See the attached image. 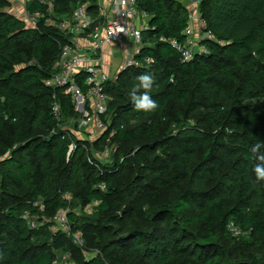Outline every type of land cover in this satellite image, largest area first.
Returning a JSON list of instances; mask_svg holds the SVG:
<instances>
[{"label": "trees", "instance_id": "trees-1", "mask_svg": "<svg viewBox=\"0 0 264 264\" xmlns=\"http://www.w3.org/2000/svg\"><path fill=\"white\" fill-rule=\"evenodd\" d=\"M24 1L45 14L38 27L0 0V264H55L57 251L76 264H264V182L249 151L264 142V0H139L137 57L154 61L107 83L109 129L93 143L66 129L81 117L73 97L44 81L69 40L46 19L85 3L97 18L96 0ZM193 1L202 34L188 44ZM145 73L156 81L150 113L128 95ZM108 137L111 161L99 162ZM66 209L83 247L52 229Z\"/></svg>", "mask_w": 264, "mask_h": 264}, {"label": "built area", "instance_id": "built-area-1", "mask_svg": "<svg viewBox=\"0 0 264 264\" xmlns=\"http://www.w3.org/2000/svg\"><path fill=\"white\" fill-rule=\"evenodd\" d=\"M138 1L114 0L109 7L106 0H96L99 15L97 18L89 12V4L85 3L78 7L71 16L63 15L58 22H55L52 17L46 19L48 25L57 24L69 40L62 45L60 57L54 64L57 72L45 79L44 83L48 87L61 88L65 94L73 97L75 109L81 114V117L73 122L82 124L88 131L94 127V130H97L96 140L109 129L107 123L100 117L107 112L109 103L113 100L112 95L106 90L107 83L116 81L120 73L129 67L143 66L154 61L152 57L146 56L143 62H140L137 57L142 49L141 31L147 25L148 19V14L138 8ZM192 3L195 7L197 2ZM22 16L28 27H38L39 20L45 17V14L40 11L28 12L24 3ZM140 18L145 20L143 25ZM186 33L190 35L187 40L188 44H193V40L196 42L192 38V36L196 37L193 25L187 28ZM207 35L211 37L210 34ZM113 44H127L128 49L125 50L124 58L122 62H119L116 70L111 71L103 64L102 51L105 46ZM131 44L133 48L129 47ZM184 55L185 59H189L191 51L185 50ZM82 83L86 86L85 90L81 86ZM53 113L56 118L61 116L60 104L57 101L53 104ZM66 129L76 132L71 127ZM113 133L116 131L113 130ZM62 137H69V134L64 133ZM110 142L111 137H108L104 149L94 154L96 158L99 156V158L110 159L113 150ZM76 148L77 144L72 142L69 153ZM101 188H105V185ZM67 215L66 212L61 219L59 217L60 222L58 223L60 227L62 222L64 227L61 228L70 232ZM35 223H30V226L35 227L37 225ZM59 227L57 222L52 225L53 231H58ZM73 235L82 238L80 232Z\"/></svg>", "mask_w": 264, "mask_h": 264}, {"label": "rangeland", "instance_id": "rangeland-1", "mask_svg": "<svg viewBox=\"0 0 264 264\" xmlns=\"http://www.w3.org/2000/svg\"><path fill=\"white\" fill-rule=\"evenodd\" d=\"M23 4H24V0H16V1L12 2V5L10 6V10L13 11L14 13H16L17 15H21L22 12H23ZM192 8H193V6H192ZM197 12H198L197 7H195L192 10H190L191 23L193 24L194 22H198L196 29H195V26L193 27V30H195V34L197 33L196 34V37H194L195 40H197V39L199 40L200 37H201V34H202L201 33V29H200V25H201L200 21L201 20H200V18L198 16V13ZM140 22L143 25L144 22H145V20L142 19V18H140ZM196 47H197L196 45L195 46H191V49H194ZM76 124H78V123H76ZM76 124H73V123L69 122L67 125H68V127H71V128H74L72 125H75V128H76ZM76 129H78V131H76V134H77L78 137L84 138L85 140H89V142H91V143H93L96 140L95 139V136H96L97 130H94L95 129L94 127L91 128L88 131V129L86 127H84L82 124H78V127ZM111 147H112V145H111ZM93 158L96 159V160L98 158L99 162L100 161L109 162V159L107 160L105 158H99V156L97 158L95 156H93ZM110 161H111V158H110ZM65 197L68 198L69 201H71V202L74 201V199L72 198L71 195H66ZM92 206L89 205L87 207V209H86L87 210L86 212H90V210L92 209ZM75 210H79V208L76 207ZM69 211H70V209H66V211L61 210L53 218V221L54 222H57L58 227H59V223L58 222H60V220L58 218L60 217V219H61L62 215L64 213H66V212L68 214ZM61 227H64V226H62V222H61V226L59 227V229L64 230ZM65 232H66V234H68V236H71L73 238L72 241H73L74 244H76V246H80V247H83L84 246V240H83V238H78L75 235H71L70 232H69V230L68 231H65ZM65 253H62V252L57 251V253H56V260H55L56 264H76V262L74 260V257H73V254L71 253V251L70 252L68 251V252H65ZM82 253H83L84 257L87 258L88 256H95L96 254L99 253V251L97 249H86L85 248V249L82 250Z\"/></svg>", "mask_w": 264, "mask_h": 264}, {"label": "clouds", "instance_id": "clouds-1", "mask_svg": "<svg viewBox=\"0 0 264 264\" xmlns=\"http://www.w3.org/2000/svg\"><path fill=\"white\" fill-rule=\"evenodd\" d=\"M136 79L138 82L128 94L133 108L145 113L155 111L159 105L150 94L156 83L155 77L151 73H145L139 75ZM249 151L252 154V158L256 161L252 169L254 178L257 182H264V142L257 141L251 145ZM226 228L228 231L237 233L232 222H229Z\"/></svg>", "mask_w": 264, "mask_h": 264}, {"label": "crops", "instance_id": "crops-1", "mask_svg": "<svg viewBox=\"0 0 264 264\" xmlns=\"http://www.w3.org/2000/svg\"><path fill=\"white\" fill-rule=\"evenodd\" d=\"M107 5L110 7L111 4H113L114 0H106ZM13 2V1H12ZM195 7H193L194 9ZM198 22H194L191 25L197 26ZM195 31V30H194ZM197 34V33H196ZM130 48H133V44L129 45ZM128 49V45L125 44H113V45H107L102 51V59L103 64H105L106 68H108L111 71L116 70V67L118 66L119 62H122L124 58V52Z\"/></svg>", "mask_w": 264, "mask_h": 264}]
</instances>
